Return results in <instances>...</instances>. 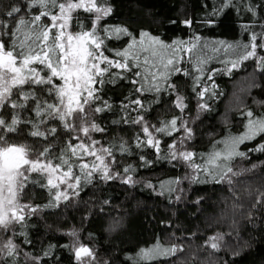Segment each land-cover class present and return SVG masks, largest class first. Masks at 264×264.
I'll use <instances>...</instances> for the list:
<instances>
[{
	"label": "trees",
	"instance_id": "1",
	"mask_svg": "<svg viewBox=\"0 0 264 264\" xmlns=\"http://www.w3.org/2000/svg\"><path fill=\"white\" fill-rule=\"evenodd\" d=\"M73 1L0 0V49L52 64L30 61L0 102V151L66 178L27 171L0 264H264V0L77 9L71 32L103 59L71 117L53 20Z\"/></svg>",
	"mask_w": 264,
	"mask_h": 264
},
{
	"label": "rangeland",
	"instance_id": "2",
	"mask_svg": "<svg viewBox=\"0 0 264 264\" xmlns=\"http://www.w3.org/2000/svg\"><path fill=\"white\" fill-rule=\"evenodd\" d=\"M79 8L92 10L97 17L102 14V8L95 0H76L63 6L53 20L59 33L61 51L60 65L53 68L64 81L62 111L71 117L82 110L84 102L91 95L95 74L100 71L99 65L103 59L100 53H96L98 43L94 38L87 33L74 34L70 30L71 15ZM94 45L95 49H93ZM47 54L48 52L44 51L27 57L24 64L19 65L12 53L0 49V102L13 85L32 75L28 68L30 61H41L52 65ZM81 128L84 131L88 130L85 123L81 124ZM28 170L45 172L49 183L61 192L65 186L66 178L57 167L32 160L23 146L12 145L2 149L0 151V226L10 225L24 216L25 204L20 201L19 189ZM1 248L5 250V246ZM88 252V249L79 251L78 256Z\"/></svg>",
	"mask_w": 264,
	"mask_h": 264
}]
</instances>
